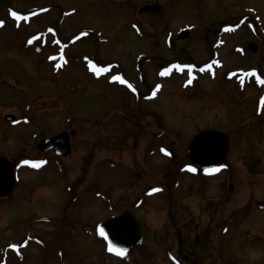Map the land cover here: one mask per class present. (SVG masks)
Masks as SVG:
<instances>
[{
	"label": "rangeland",
	"instance_id": "1",
	"mask_svg": "<svg viewBox=\"0 0 264 264\" xmlns=\"http://www.w3.org/2000/svg\"><path fill=\"white\" fill-rule=\"evenodd\" d=\"M0 21V158L18 179L0 199V264H139L105 258L94 233L106 215L94 195L131 176L145 178L137 190L166 185L173 202L172 213L149 208L146 264H178L162 259L163 234L174 256L176 235L208 229L197 264H264V0H0ZM192 60L206 71L168 67ZM93 64L108 78L96 81ZM112 70L127 84L111 86ZM205 131L229 145L208 168L189 156ZM71 132L65 158L40 150ZM72 190L79 206H67Z\"/></svg>",
	"mask_w": 264,
	"mask_h": 264
},
{
	"label": "flooded vegetation",
	"instance_id": "2",
	"mask_svg": "<svg viewBox=\"0 0 264 264\" xmlns=\"http://www.w3.org/2000/svg\"><path fill=\"white\" fill-rule=\"evenodd\" d=\"M188 34H189V32L186 33V35H183V37L182 36H180V37L187 39ZM224 34H225L224 31H219L218 37H221ZM208 38H209V36H208ZM218 41L219 40L216 39V43ZM167 45L169 47L170 52L176 51L174 43L172 41V38L168 39ZM216 47L220 48V45H216L215 48ZM253 49H256L255 46ZM218 58H220V57H218V54H216V52H214V50H213V58L212 59L217 60ZM193 62H194V60H192V62L190 61L188 64H186L184 66L179 67V61H173V62L168 64V67L169 66L174 67V68L177 67L175 70H177L179 68V70L184 72L186 75L190 71L197 72V73L198 72H204V71H206V67L209 64V62H208V63L203 64L202 66H197ZM97 65H98L97 68L105 69V71H101L99 73V76H95L93 70H89L88 73L90 75H93V78L96 79V81H99V80L104 79V78H108L109 69L107 70V67L104 65H101V64H97ZM115 65L112 66L113 69L115 68ZM189 66H192V67H189ZM183 68H185V69L183 70ZM201 69H204V70L201 71ZM114 71L115 70L111 71L113 77L119 76V77H122L123 79H128L122 71H121V73H119L120 75L113 74ZM165 73H163V75L159 74V77L162 80L165 77ZM197 73H195V74H197ZM109 80H108V82L111 86L113 85L115 87H118V85L120 83L119 80H113V78L109 79ZM129 82H131V80ZM131 84H132V82H131ZM190 84H192V83L190 82ZM193 86L194 85H192L191 87H193ZM127 87H129V85ZM120 88H122V87H120ZM130 88H131V91H130L131 93H135L137 95L141 94L139 92V90L137 91L136 88L133 87V85H131ZM151 93L152 92L150 89L148 91L147 97H148V95L151 97ZM75 136L76 135H74V137ZM148 151L152 152L153 147H150L148 149ZM148 151L146 153H148ZM168 151H170V150H168ZM153 152H155V151H153ZM51 154L56 155L54 151H52ZM169 155H170V153H169ZM59 158L63 159L65 157H59ZM172 158H173V155H172ZM148 160H150V159L148 158ZM110 161H111L110 159L105 158V160L102 162V167L100 170L103 173H107L108 178H109L108 173H110V172L114 173V168L111 166ZM174 162H175V160H174ZM119 163H121L123 165L122 162H119ZM117 174H119V173H117ZM139 177H140V179H139ZM139 177L137 178L135 176H131V177H127V179H125V180L120 179L117 183H113V186H117L115 189L111 188L110 190H102L101 193H96L94 195V197L96 199H99L102 201L103 208H104L105 214H106L105 217L99 223L96 224V227L98 226V230H96L94 233H95V238L97 240V243L101 247L102 253L105 256V258H107V259L115 260V261L119 262L118 257L122 256V255L118 254L116 251H109L108 250L109 243L107 242L106 238L100 234V229L103 228V226L109 220H114L117 218L125 217L126 218L127 231L133 233L135 231V228H136L137 233L141 239V242L138 243V245H136V243H132V247L124 255L127 256V258H133V259L137 258V260L140 261L139 264H146L147 262L145 260H147V259L149 260V258L152 257L151 254L147 251V246H145L147 244L148 228L151 225L150 216L153 214L152 213L153 209L150 210L149 208H151L154 205L155 200H158V201H161L165 205L167 211L172 213V211L169 209L172 208L173 202H171V201H169V199H167L168 188L166 187V185H159V186H153V187L150 186V187L145 188V189L142 188L140 190H137L135 188L138 186V184H141V185L145 184V183L140 182V180L143 181V180H145V178H142V176H139ZM105 182L106 183L104 185H106V186L111 184V183H107V181H105ZM135 183H136V185H135ZM230 190H231V186H230ZM73 193H74L73 190L68 193L70 196V199H69V203L67 206H70V205L71 206H73V205L79 206V204L81 202V199H79V203H77L78 198ZM86 194H91V192H87ZM3 197L7 198L6 196H3L2 192H0V199ZM206 209L210 213V209H208V207ZM212 220L214 221V219H212ZM209 225H212V222ZM210 228H211V226H210ZM209 234L211 236V229H208V231L205 230L203 232L198 231V233L196 235L194 233V235H195L194 241H192V242H190L188 240V236L190 234L189 235L185 234L186 236L179 234L178 237L176 235L175 240H176V242L179 243L180 247L179 248L175 247L176 250L172 251L175 254L174 256L170 254L172 249H169L165 246V244L167 243V239H166L165 234H163V236L158 239V242L157 241L156 242L154 241V242L156 243V245L158 247L159 253L164 255V257H162V259L164 261H165L164 258L166 257V259L169 260L170 262L174 261V263L177 262L178 264H197L198 262H196V260L199 261L202 257V254L207 252L208 248H209L208 244H206L207 241L206 242L204 241V243L202 244V240L200 238H202V239L207 238L208 239ZM29 238H30V236L26 235L23 242L28 243ZM189 249H193V251H191ZM196 249H198V250H196ZM141 250H142V253L138 254V251H141ZM137 255L140 257L139 258L136 257ZM120 263H123V261H120Z\"/></svg>",
	"mask_w": 264,
	"mask_h": 264
},
{
	"label": "water",
	"instance_id": "3",
	"mask_svg": "<svg viewBox=\"0 0 264 264\" xmlns=\"http://www.w3.org/2000/svg\"><path fill=\"white\" fill-rule=\"evenodd\" d=\"M155 11H157V8H155ZM6 120L10 121V123H13L15 121V117L7 116ZM72 135H75V133H72ZM69 138L70 135L63 134L58 137L47 139L39 144V148L43 152L56 149L59 155H68L71 150L68 141ZM191 145L192 147L189 152L190 158H192V160L197 163H200V161L203 160L204 163H201L200 165L203 168H208V166L212 167L218 163L219 160L224 157L225 151H228L229 146L225 136L215 131H205L200 133L192 141ZM65 149L67 152H63ZM14 188L15 174L13 165L6 159H0V192H2L4 195H9L14 191ZM104 229L109 237V240L114 246H117L115 245L114 240L118 242L119 236L122 237V239H120L122 242L119 240L121 242V246H117L121 249H126V246H124L123 243H129L132 245V243L138 242L139 240L136 229L133 233L127 231L125 217L109 220L105 224Z\"/></svg>",
	"mask_w": 264,
	"mask_h": 264
},
{
	"label": "snow or ice",
	"instance_id": "4",
	"mask_svg": "<svg viewBox=\"0 0 264 264\" xmlns=\"http://www.w3.org/2000/svg\"><path fill=\"white\" fill-rule=\"evenodd\" d=\"M11 15H12L15 19H21L20 15H19L17 12H15V11H13V12L11 13ZM3 23H4L3 21H0V26H2ZM29 43H32V41H29ZM189 67H192V66H189ZM92 70H93V72L96 73V74H99L101 71H105V69L97 68V67L95 66V64L92 65ZM203 70H204V69H201V71H203ZM113 80H119L120 82L127 84V81L123 80V78H122V77H119V76H114V77H113ZM189 82H191V81H189ZM129 87H131V85H129ZM133 90H134V89H133ZM25 163H26V164H28V163H32L33 166H39V163H34V162H31V161H25ZM220 167H224V166L221 165ZM189 170L192 171V172H195V171H196V169H195V168H192V167H189ZM205 171H206V172H207V171H219V168H217V169H210V170H209V169H206ZM100 234H101L102 236H106V234H105L103 228L100 229ZM13 247H15V246H13ZM108 250H109V251H116V252H117L118 254H120V255H124V254L126 253V249H117L114 245H112L111 241H109V248H108Z\"/></svg>",
	"mask_w": 264,
	"mask_h": 264
},
{
	"label": "bare ground",
	"instance_id": "5",
	"mask_svg": "<svg viewBox=\"0 0 264 264\" xmlns=\"http://www.w3.org/2000/svg\"><path fill=\"white\" fill-rule=\"evenodd\" d=\"M173 78V75L171 76V79ZM193 87H195V83H194V86ZM72 139H73V136H70V138H69V146H70V148H72ZM63 152H67V150L65 149ZM21 182V180H19V183Z\"/></svg>",
	"mask_w": 264,
	"mask_h": 264
}]
</instances>
